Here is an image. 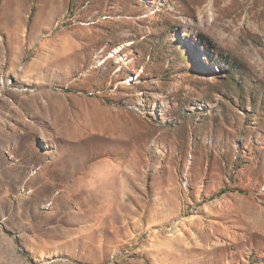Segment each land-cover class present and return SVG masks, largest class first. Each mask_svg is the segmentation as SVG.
I'll return each mask as SVG.
<instances>
[{"label":"rangeland","instance_id":"374dc122","mask_svg":"<svg viewBox=\"0 0 264 264\" xmlns=\"http://www.w3.org/2000/svg\"><path fill=\"white\" fill-rule=\"evenodd\" d=\"M0 264H264V0H0Z\"/></svg>","mask_w":264,"mask_h":264},{"label":"bare ground","instance_id":"6f19581e","mask_svg":"<svg viewBox=\"0 0 264 264\" xmlns=\"http://www.w3.org/2000/svg\"><path fill=\"white\" fill-rule=\"evenodd\" d=\"M222 147V146H221Z\"/></svg>","mask_w":264,"mask_h":264}]
</instances>
